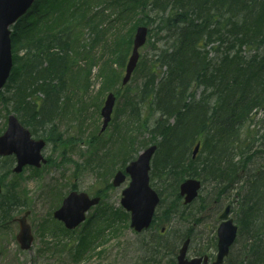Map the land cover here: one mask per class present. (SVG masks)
Instances as JSON below:
<instances>
[{
	"label": "trees",
	"instance_id": "1",
	"mask_svg": "<svg viewBox=\"0 0 264 264\" xmlns=\"http://www.w3.org/2000/svg\"><path fill=\"white\" fill-rule=\"evenodd\" d=\"M76 1L35 0L11 27L13 66L5 85L10 93L6 97L0 93V97L13 104V111L35 134L42 125L49 124L50 131L55 128L51 124L66 79L67 54L75 40L72 31L74 33L73 26L78 20L73 14L83 8ZM79 1L84 6L114 9L115 17L108 19L106 29L101 28L107 17L103 14L104 8L99 12L90 11V16L86 17L90 30L102 38L117 21L122 24L134 18L132 26L142 22L136 18L143 13L144 0ZM166 2L170 9H175L170 4L179 5L181 9L164 19L159 17L157 29L167 32V41L152 55L151 67L140 88L126 102L131 111L128 116L136 125L139 117L148 122L146 111L150 117L157 115L152 132L160 139L155 142L157 149L152 158L151 175L167 186L174 185L173 199L169 204L165 203L162 194L159 204L162 210L158 209L160 213L155 214L152 225H165L170 218L186 221L193 216L192 213L184 214L187 205L181 207L182 211L174 207L180 200L178 184L186 177L200 178L203 184L214 185L217 191L216 196L214 191L213 202L220 201L238 183L233 192V201L237 203L233 211L238 209L241 213V218L236 221L239 233L247 232L248 242L240 258L229 263L227 257L224 264H264V242L249 243L258 231L264 233V164L258 171H252L249 162L259 152L245 144L243 133V126L251 120L253 110L264 108V0ZM166 6L157 3L155 8L164 10ZM210 8L214 10L212 13ZM118 28L120 26L115 30ZM108 43L113 50L117 44L118 48L123 47L115 56L116 64L123 67L131 41L113 38ZM247 45L253 46L254 53L250 56L243 54L241 49ZM210 52L214 53L212 57H209ZM93 58L89 56L87 72L91 70ZM69 67H73L72 64ZM200 88L202 92L197 98ZM34 94L41 97L35 101L32 99ZM197 141L201 142L200 149L192 159L191 149ZM262 144L264 146V141ZM261 154L264 156V148ZM11 164L10 158L3 159L0 164L4 187L0 194V212L6 215L3 219L24 203L15 189H9L4 183ZM124 165L125 162L121 167ZM242 169L240 175L238 172ZM102 192L95 193L102 196ZM257 206L259 208L254 211ZM99 210L83 223L84 227L77 235L76 254L85 251L95 238L101 237L103 223L112 228L116 226L109 221L112 215L119 219L127 217L122 209L107 211L102 207ZM261 220L263 222L259 224ZM89 227L93 229L88 231ZM59 229L57 232L52 227V232L67 235L63 227ZM192 235L188 230L180 239H191ZM208 249L202 250V254Z\"/></svg>",
	"mask_w": 264,
	"mask_h": 264
},
{
	"label": "rangeland",
	"instance_id": "2",
	"mask_svg": "<svg viewBox=\"0 0 264 264\" xmlns=\"http://www.w3.org/2000/svg\"><path fill=\"white\" fill-rule=\"evenodd\" d=\"M76 2L81 3L83 8L77 9V12L73 14L78 21L73 26L72 35L75 40L71 42L67 54L68 69L56 108L55 128L49 134V138L53 141L47 142L43 149V155L48 161L37 169L38 171L25 167L20 174H10L5 180L9 189L14 188L24 203L14 208L8 218L1 219L4 215L0 212V264H175V255L181 244L180 237L188 230L193 235L187 256L194 257L208 247L207 252L213 260L216 253L214 238L218 225L217 215L225 203L233 202V192L237 190L238 183H235V187L226 192L217 202H213L214 185L212 187L210 183L203 184L198 198L184 209V214L192 213L193 216L186 221L170 218V221L162 226L164 227L163 236L160 234L159 227L156 230L150 228L140 233L135 232L129 226L127 212V217L121 216L119 219L112 215L109 218L112 225L115 224L119 230L103 223L101 237L95 238L89 248L80 254H76L75 248L77 235L82 231L83 224L74 232H67L65 236H62L63 232L61 235L52 232V227L57 232L60 230L58 226L60 224L52 218V211L60 204L62 197L72 185L89 194L103 190L102 207L107 211L122 209L119 202L121 191L129 179L126 178V181L118 187H110L114 172L126 162V159L129 161L136 158L146 146L160 139L152 132L157 115L150 117L149 112L146 111L148 122L145 123L144 119L139 117V124L136 125L135 120L132 117L131 120L128 116L131 111L126 102L128 97L135 96L140 88L151 67L152 55L167 41V32L157 29L160 22L159 17L164 19L181 9L179 5L174 4L170 5L174 6L176 11L170 9L166 6L169 4L166 0H146L143 13L136 18L142 22L132 26L134 18L122 24L117 21V24L111 26L106 36L102 38L90 30L86 17L90 16V11L99 12L104 7L84 6L83 2L79 0ZM157 3L166 6L164 10L155 8ZM213 11L210 8V13ZM114 13L112 7L104 8L103 14L107 17L101 26L102 29L109 27L105 23L108 19L115 17ZM140 24H145L148 28L147 40L139 49L140 58L130 81L117 90L120 86L123 67L116 64L115 56L118 51L123 50V47L118 48L117 44L113 50L108 42L113 38L117 40L128 38L131 41L136 25ZM118 26L120 28L115 30ZM241 49L243 54L248 56L254 53L251 45L242 46ZM128 55L127 53L123 66ZM213 55V52L209 53V57ZM89 56L94 58L91 70L87 72ZM70 64L73 67H69ZM156 73L160 71L156 70ZM108 92L114 93L116 101L111 121L107 128L99 133L102 123L100 108ZM201 92L200 88L196 93L197 98ZM2 93L6 97L10 92L6 88L2 90ZM39 97H41L40 94L38 96L34 94L32 99L37 101ZM11 111H13V104L9 101L5 102L0 97V133L5 129L6 118ZM252 113L251 120L243 126V133L245 144L250 145L253 151L259 152L253 157L254 164L249 162V166L253 168L252 171H258L264 162L263 154H261L264 148L262 144L264 141V108L253 110ZM41 133L47 135L45 126L39 128L36 136H42ZM128 156L130 158H127ZM238 173L241 175L243 169ZM150 180L158 192L166 188L165 203L169 204L173 199L174 185L167 186L160 179L152 178L151 175ZM233 203L232 209L234 210L237 203L235 201ZM181 205L182 200L174 207H178L181 211ZM258 208L259 206L254 211ZM25 210L29 211L26 220L30 225L33 240L27 250H22L15 239L19 229L15 218L21 217ZM99 212V209L89 210L87 217ZM231 216L239 219L241 213L236 209L231 212ZM262 222L263 220L258 223ZM91 229L93 228L89 227L88 231ZM259 232L249 243L257 240L264 242V233ZM247 238L246 231L238 234L228 256L229 263L242 256L243 248L248 242Z\"/></svg>",
	"mask_w": 264,
	"mask_h": 264
},
{
	"label": "water",
	"instance_id": "3",
	"mask_svg": "<svg viewBox=\"0 0 264 264\" xmlns=\"http://www.w3.org/2000/svg\"><path fill=\"white\" fill-rule=\"evenodd\" d=\"M33 1L0 0V90L6 83L12 68L10 26L27 11ZM146 36L147 28L142 25L137 26L133 35L131 54L125 66V75L122 78L123 84L129 80L136 66L139 57L138 49L145 43ZM114 101L115 96L112 93L107 94L100 110L103 119L101 131L106 128L110 121ZM43 146L44 141L32 139L29 130L22 126L14 114L8 115L6 129L0 135V156L14 154L16 165L12 169L13 172H20L26 164L39 167L41 163H45L46 160L41 154ZM198 148L199 143L193 149V157ZM155 149V145L149 146L139 154L136 160L131 161L125 167V173L130 176V182L123 189L120 202L126 210L130 211V225L137 231H141L149 225L159 200L156 192L148 184L149 161ZM125 173L122 171L115 173L112 180L114 186L124 181ZM199 188L200 181L195 178L183 181L179 185V191L180 195L184 196V202H191L197 196ZM98 201L99 197L90 198L84 192L71 191L64 197L60 207L54 211L53 215L62 221L66 228L72 229L85 219V212ZM229 210L230 206L227 205L219 215L223 221L217 228V254L213 264L223 262L236 236L237 227L231 218L228 219ZM27 214L28 212H25L18 219L20 228L16 239L22 249L29 248L32 242L30 226L26 222ZM188 243V238L182 243L177 255V264H207V256L185 259Z\"/></svg>",
	"mask_w": 264,
	"mask_h": 264
},
{
	"label": "flooded vegetation",
	"instance_id": "4",
	"mask_svg": "<svg viewBox=\"0 0 264 264\" xmlns=\"http://www.w3.org/2000/svg\"><path fill=\"white\" fill-rule=\"evenodd\" d=\"M8 158H10V160H11V168H10V174H14L13 172H12V169H13V166L15 165V163H16V158H15V156H13V155H10V156H8ZM9 174V175H10ZM9 175H7L5 178H4V180H6V178L9 176Z\"/></svg>",
	"mask_w": 264,
	"mask_h": 264
}]
</instances>
